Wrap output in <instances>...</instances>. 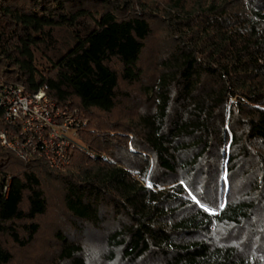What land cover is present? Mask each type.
<instances>
[{"label": "trees", "instance_id": "1", "mask_svg": "<svg viewBox=\"0 0 264 264\" xmlns=\"http://www.w3.org/2000/svg\"><path fill=\"white\" fill-rule=\"evenodd\" d=\"M0 81L84 120L63 167L0 143V264H264V0H0Z\"/></svg>", "mask_w": 264, "mask_h": 264}, {"label": "built area", "instance_id": "2", "mask_svg": "<svg viewBox=\"0 0 264 264\" xmlns=\"http://www.w3.org/2000/svg\"><path fill=\"white\" fill-rule=\"evenodd\" d=\"M44 88L29 92L19 84L0 81L1 114L17 126L12 133L0 128V143L23 156L35 151L50 165L62 167L69 145L75 142L69 133H76L80 119L76 109L55 104Z\"/></svg>", "mask_w": 264, "mask_h": 264}, {"label": "rangeland", "instance_id": "3", "mask_svg": "<svg viewBox=\"0 0 264 264\" xmlns=\"http://www.w3.org/2000/svg\"><path fill=\"white\" fill-rule=\"evenodd\" d=\"M59 38H60V40H64L65 38H67L66 35H64V32L62 30L59 31ZM79 119H80V122H84V120H82V118H79ZM69 135L72 138H74L75 141L77 139H79V137L76 136V133H72L70 131ZM52 196H53V198H51V201L53 202V204L55 203L57 205V208L58 207L61 208L62 206L59 204V195L56 194L55 191H52ZM57 208H55V210L51 209L48 213L40 216V223H41L40 232L36 235V237H35V239L31 245H28L27 247H24L21 249L20 248L15 249V253L18 252L17 253L18 256H17L15 262L19 261L20 259L23 262L25 260V257H27V256L34 255V256L39 257L42 253H45L48 255L51 254L52 250L48 249L49 247H47L46 240L51 238L52 233L55 232L57 229H63V232H65V231L74 232V227H76V226L73 223H71L68 220V218H66L64 216V214H63V216L60 215V211L62 209L57 210ZM93 232L94 231L88 232L87 230H85V234H82V235L90 234ZM19 253H22V256L19 255ZM28 261H30V259ZM24 263H22V264H24Z\"/></svg>", "mask_w": 264, "mask_h": 264}]
</instances>
